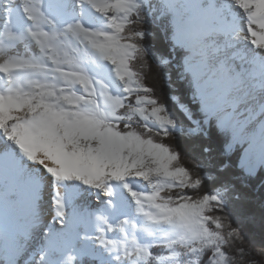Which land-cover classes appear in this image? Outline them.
Returning a JSON list of instances; mask_svg holds the SVG:
<instances>
[{
	"label": "snow or ice",
	"instance_id": "6c2138e0",
	"mask_svg": "<svg viewBox=\"0 0 264 264\" xmlns=\"http://www.w3.org/2000/svg\"><path fill=\"white\" fill-rule=\"evenodd\" d=\"M145 7L0 0V264H264V241L251 244L229 212L241 200L235 185L209 192L216 176L172 142L185 129L149 82ZM160 7L169 40L160 63L175 55L192 88L180 105L188 132L217 131L220 173L234 164L245 178L264 175V103L246 115L238 92L247 85L264 98L251 74L258 67L264 79V0H193L191 24L176 0ZM100 65L120 94L92 74ZM25 138L49 147L29 152ZM25 160L51 185L47 213ZM239 219L254 214L244 208Z\"/></svg>",
	"mask_w": 264,
	"mask_h": 264
},
{
	"label": "trees",
	"instance_id": "16d2710c",
	"mask_svg": "<svg viewBox=\"0 0 264 264\" xmlns=\"http://www.w3.org/2000/svg\"><path fill=\"white\" fill-rule=\"evenodd\" d=\"M161 4L162 0H146L144 12L148 22L144 27L148 32V37L145 44L153 53L149 58L151 64L149 82L156 89L157 96L166 105L169 114L179 126L185 129L184 135H177L172 142L179 152L202 165L200 169L202 175L216 176L215 180L206 182L209 192H212L223 182L235 185V192L241 195V200H230L229 212L240 223L241 230L246 234L249 242L259 245L264 241V175L257 176L255 179L245 178L238 173L234 164L226 172L220 173L218 168L222 163V158L219 155L217 131L213 129L209 133L207 126L202 125V134L188 132L187 128L191 125L180 110V105L190 104L192 99L191 84L181 74L180 65L175 55L169 61L168 66L160 63V57L168 58L169 56L167 25L158 19L162 11ZM144 71L147 72L148 69H144ZM244 208H248L254 214L253 221L242 222L239 219L241 210Z\"/></svg>",
	"mask_w": 264,
	"mask_h": 264
},
{
	"label": "bare ground",
	"instance_id": "6f19581e",
	"mask_svg": "<svg viewBox=\"0 0 264 264\" xmlns=\"http://www.w3.org/2000/svg\"><path fill=\"white\" fill-rule=\"evenodd\" d=\"M186 3H188V7L190 10L188 11L187 18L190 20V24L194 23L197 19V14L192 10L191 5L193 3V0H185ZM238 13V10H236ZM241 26H243V21H241ZM241 36L243 34L241 33ZM250 47V45L248 46ZM90 70L92 71V74L96 76L97 78L103 80L105 83H108L111 86V92L114 95L120 94V88L119 85L111 78L110 72L107 70L106 66L100 65L99 67H92L89 66ZM255 77V88L258 93L259 87L262 83H264V79L261 78L260 69L257 67L255 68L252 73ZM214 75V72L212 73ZM240 87L244 88L245 90H241ZM239 95L244 99L245 103L241 105V111L246 110L248 106H252L256 109L259 108L261 103H264V98H261L258 94L255 95H249V89L247 85H240L238 89ZM257 103V104H256ZM253 104V105H252ZM247 112V111H246ZM247 114V113H246ZM71 134V129H65L64 130V137L67 138ZM25 149L29 152H33L36 150H46L48 149L47 142H36L32 140L31 138H25L24 141ZM42 162L46 161L48 159V155L40 156L38 157ZM25 166L29 167L30 162L28 160L24 161ZM29 171L34 173L41 181V199L39 201L40 208L43 212L47 213L49 210V203L51 199L52 194V188L50 183L45 179V175L41 172V166L38 164H30ZM141 185H137V187H140ZM77 188H72L67 191V195L72 196L77 191ZM89 200H91V197H88ZM118 202L120 203L121 207L124 205V194L118 192ZM21 205L18 203L17 208H19ZM15 219V217H13ZM4 222L5 224L9 223V218L7 212L4 214ZM116 238H120L119 234H116ZM107 258V257H106ZM108 259V258H107Z\"/></svg>",
	"mask_w": 264,
	"mask_h": 264
},
{
	"label": "rangeland",
	"instance_id": "374dc122",
	"mask_svg": "<svg viewBox=\"0 0 264 264\" xmlns=\"http://www.w3.org/2000/svg\"><path fill=\"white\" fill-rule=\"evenodd\" d=\"M176 3L178 5H180V11L182 12V14H184L187 18V14H188V11L190 10V8L188 7V3L185 2V0H176ZM188 19V18H187ZM189 23H190V20L188 19ZM239 89V88H238ZM241 90H245L244 88L240 87ZM257 104V103H256ZM253 105V104H252ZM243 112H245V114L247 113L246 110H243ZM247 115V114H246ZM49 206H50V203H49ZM48 206V207H49ZM5 223V222H4ZM104 259H107L106 257H103ZM108 260V259H107Z\"/></svg>",
	"mask_w": 264,
	"mask_h": 264
}]
</instances>
